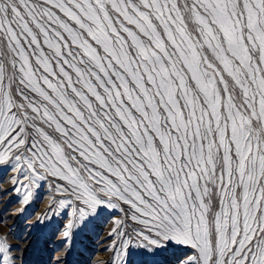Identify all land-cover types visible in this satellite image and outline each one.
Listing matches in <instances>:
<instances>
[{
  "label": "snow or ice",
  "instance_id": "1",
  "mask_svg": "<svg viewBox=\"0 0 264 264\" xmlns=\"http://www.w3.org/2000/svg\"><path fill=\"white\" fill-rule=\"evenodd\" d=\"M0 166L63 237L123 213L103 264H264V0H0Z\"/></svg>",
  "mask_w": 264,
  "mask_h": 264
},
{
  "label": "rangeland",
  "instance_id": "2",
  "mask_svg": "<svg viewBox=\"0 0 264 264\" xmlns=\"http://www.w3.org/2000/svg\"><path fill=\"white\" fill-rule=\"evenodd\" d=\"M12 175L10 168L0 166V217H6L10 227L9 232L0 224V238L8 233L6 239L12 245L14 264H103L112 258L111 252L105 250L111 243L107 233L113 226L112 221L123 218V213L101 206L96 213L83 218L69 237H63L70 218L67 208L47 219H38L47 210L51 181L41 180L34 189L32 200L23 206L22 194H17L11 183ZM192 251L172 241L152 252L133 245L128 249L125 264H178Z\"/></svg>",
  "mask_w": 264,
  "mask_h": 264
}]
</instances>
